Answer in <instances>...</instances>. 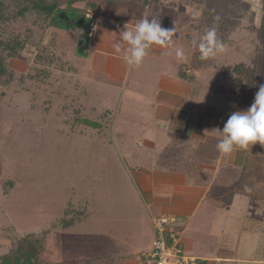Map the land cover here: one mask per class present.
Segmentation results:
<instances>
[{
	"label": "rangeland",
	"instance_id": "374dc122",
	"mask_svg": "<svg viewBox=\"0 0 264 264\" xmlns=\"http://www.w3.org/2000/svg\"><path fill=\"white\" fill-rule=\"evenodd\" d=\"M96 1L103 6L100 27L132 29L146 16L158 19L164 28H176L170 49L154 45L149 50L151 56L145 58L150 83L155 84L161 74L174 77L178 72L183 76L188 70L187 75L194 76L184 83L192 90V101L206 103L215 113L213 120L221 118L219 129L233 112L247 110L264 85V0H238L216 7L211 14L207 0H143L144 4L115 6ZM74 6L83 8L84 4ZM62 23L49 28L42 37L41 46L52 54L49 61L35 63L39 50L30 46L8 61L16 77L34 66L50 70V77L0 87V255L9 250L13 238L46 232L42 264H122L120 259L126 254L138 264L142 254L151 250L155 236L146 203L128 168L137 159L156 162L157 153L145 144L152 139L151 131L113 121L121 104V80L95 71L92 54L85 51V56L77 55V34L74 36L73 31L80 28L67 31L61 29L66 24L64 20ZM213 27L224 51L200 63L193 41H199ZM6 29L21 37L30 29L38 38L43 25L18 20ZM88 39L95 50L102 48L98 38ZM177 50H182L183 59L176 57ZM143 63L133 67L129 91L145 82L140 79L141 75L146 77ZM237 65L243 67V73L233 71ZM127 93L128 89L120 107L131 114L126 107ZM182 98V105L174 106L175 112L186 111L183 106L188 101ZM76 116L99 122L100 127H71ZM207 117L205 123L211 121ZM152 130L158 138L157 147H196L197 142L191 140L185 144L183 134L168 135L169 131L157 126ZM116 132L124 137L118 139ZM220 139L216 135V144ZM208 145H214L212 140ZM249 147L260 148L263 157L264 145ZM260 151H242L241 156L258 163ZM9 180L13 186L5 194L4 184ZM62 219L73 221V225L62 228Z\"/></svg>",
	"mask_w": 264,
	"mask_h": 264
},
{
	"label": "crops",
	"instance_id": "0c3cea01",
	"mask_svg": "<svg viewBox=\"0 0 264 264\" xmlns=\"http://www.w3.org/2000/svg\"><path fill=\"white\" fill-rule=\"evenodd\" d=\"M101 17L104 16L99 15L91 23L89 37L98 38L102 48L95 50L88 45L86 52L92 54L91 64L95 71L121 80L120 106L128 89L126 107L131 114L125 113L120 106L116 114L137 120L132 123L116 117L113 121L139 125L151 131L148 134L152 139L145 144L157 153L154 164L137 159L128 168L154 227L155 237L150 247L156 239L155 222L168 217L167 230L177 234L184 254L197 258L200 264H264V155L262 157L261 149H236L229 155L219 152L216 147L219 134L214 129L222 126L221 118L213 120L215 113L209 111L206 103L192 101V90L178 72L174 77L161 74L156 83L151 84L148 63L144 60L146 77L140 74V79L145 82L140 81L138 86L132 83L135 89L129 91L133 67L128 66L122 54L116 53L113 47L120 31L100 27ZM76 34L78 30L73 31V35ZM121 46L126 47V44ZM150 53L148 51V55ZM75 73L77 76L78 71ZM182 97L188 101L183 106L186 111L175 112L174 106L182 105ZM207 116L211 120L209 123H205ZM155 126L169 131L168 135L171 132L183 134L184 143L191 140L197 142L196 147H157L158 138L152 130ZM115 137L121 139L124 134L116 132ZM211 140L214 145L207 147ZM188 148L190 151L184 152ZM242 151L249 154L260 151L259 162L241 156ZM178 153L186 156L180 158ZM178 158L184 159L173 163ZM252 199H255L254 204ZM120 260L122 264H137L130 254Z\"/></svg>",
	"mask_w": 264,
	"mask_h": 264
},
{
	"label": "trees",
	"instance_id": "16d2710c",
	"mask_svg": "<svg viewBox=\"0 0 264 264\" xmlns=\"http://www.w3.org/2000/svg\"><path fill=\"white\" fill-rule=\"evenodd\" d=\"M105 6H115L117 4H129L134 5L136 2L144 4L143 0H102ZM238 0H207V12L211 14L212 11L218 6L233 4ZM76 3H83V8L74 6ZM65 13L69 20H73V23H69L64 28L67 31H71L72 28L79 26L76 40L78 41L77 55L80 57L85 56L84 52L88 49H82L79 41L82 39V29L87 19L91 20V23L102 14L103 6L96 0H0V87L9 88L13 82L24 84L27 81H33L35 79L44 80L50 77V70L38 69L36 66L31 68L24 74H20L16 77L15 72L8 66V61L16 59L20 53L30 46L39 50L35 57V63L49 61L52 54L48 50L41 46V40L45 32L54 26L59 24L63 25L62 20L59 19L60 13ZM91 15V19L88 15ZM18 20L30 21L32 24L43 25V31L41 37H34L32 30L27 29L26 34L21 37L16 34L14 30L6 29V25L12 24ZM82 27V28H81ZM88 31V38H89ZM47 52V53H46ZM200 63L206 60L200 59V53L197 56ZM182 68V65L181 67ZM184 69L186 67L184 66ZM233 71L243 73V67L237 65L233 68ZM193 76L183 74L182 78L192 80ZM41 78V79H40ZM116 117L123 121L135 123V118L124 116L122 114H116ZM71 127L76 125L90 126L94 129L100 127L99 122H95L85 117L76 116L72 122ZM4 192L7 194L13 186L11 180L6 181ZM62 228H67L73 225V221H67L62 219L60 221ZM45 235L28 233L20 237H15L12 240L9 250L0 255V264H42L41 253L45 251Z\"/></svg>",
	"mask_w": 264,
	"mask_h": 264
},
{
	"label": "clouds",
	"instance_id": "9594fccd",
	"mask_svg": "<svg viewBox=\"0 0 264 264\" xmlns=\"http://www.w3.org/2000/svg\"><path fill=\"white\" fill-rule=\"evenodd\" d=\"M219 20V17L216 18ZM176 28H164L158 19L144 17L138 20L132 29L125 26L119 33V40L113 45L116 53L122 54L124 62L130 67H139L144 62L152 46L170 49L174 44ZM197 45L200 59L209 60L223 53L224 44L218 38L216 29H208ZM122 44L126 47L122 48ZM165 54H168L167 51ZM176 57L183 59L182 50L176 51ZM221 139L217 144L219 152L229 155L236 149H248L259 143L264 145V85H260L254 102L245 111L233 112L223 129H214Z\"/></svg>",
	"mask_w": 264,
	"mask_h": 264
},
{
	"label": "built area",
	"instance_id": "2783aa9c",
	"mask_svg": "<svg viewBox=\"0 0 264 264\" xmlns=\"http://www.w3.org/2000/svg\"><path fill=\"white\" fill-rule=\"evenodd\" d=\"M170 218L161 217L155 222L156 239L152 249L142 254L138 264H200L195 257L184 254L175 232L167 230Z\"/></svg>",
	"mask_w": 264,
	"mask_h": 264
},
{
	"label": "water",
	"instance_id": "95a60500",
	"mask_svg": "<svg viewBox=\"0 0 264 264\" xmlns=\"http://www.w3.org/2000/svg\"><path fill=\"white\" fill-rule=\"evenodd\" d=\"M60 20H64L65 21V26L69 23H73V20H69V18L67 17V15L65 13H60L58 15ZM91 26V20L87 19L85 21V25L82 31V39L80 40L79 44L82 46V49H86L87 48V39H88V31L90 29Z\"/></svg>",
	"mask_w": 264,
	"mask_h": 264
}]
</instances>
